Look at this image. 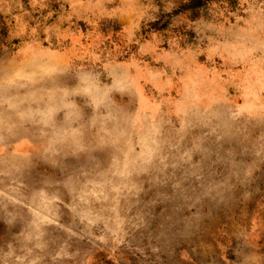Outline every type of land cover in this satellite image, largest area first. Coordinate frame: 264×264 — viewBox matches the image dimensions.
Here are the masks:
<instances>
[{
	"label": "rangeland",
	"instance_id": "374dc122",
	"mask_svg": "<svg viewBox=\"0 0 264 264\" xmlns=\"http://www.w3.org/2000/svg\"><path fill=\"white\" fill-rule=\"evenodd\" d=\"M0 0V264H264V0Z\"/></svg>",
	"mask_w": 264,
	"mask_h": 264
},
{
	"label": "trees",
	"instance_id": "16d2710c",
	"mask_svg": "<svg viewBox=\"0 0 264 264\" xmlns=\"http://www.w3.org/2000/svg\"><path fill=\"white\" fill-rule=\"evenodd\" d=\"M203 0H187L186 3H184L183 9L188 11L192 16L197 15L198 13V8L202 4ZM231 1V0H227Z\"/></svg>",
	"mask_w": 264,
	"mask_h": 264
}]
</instances>
